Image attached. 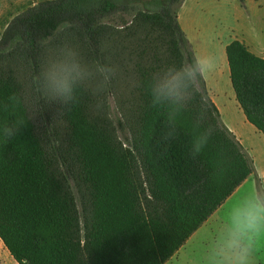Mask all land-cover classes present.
Returning a JSON list of instances; mask_svg holds the SVG:
<instances>
[{
	"label": "trees",
	"instance_id": "1",
	"mask_svg": "<svg viewBox=\"0 0 264 264\" xmlns=\"http://www.w3.org/2000/svg\"><path fill=\"white\" fill-rule=\"evenodd\" d=\"M183 1L42 0L5 25L0 239L18 264H165L255 174L205 79L189 78ZM64 39L95 73L68 106L37 88L49 46ZM226 55L236 100L264 136V58L239 40ZM99 66L115 69L107 83ZM175 84L195 92L185 108L166 98Z\"/></svg>",
	"mask_w": 264,
	"mask_h": 264
},
{
	"label": "rangeland",
	"instance_id": "2",
	"mask_svg": "<svg viewBox=\"0 0 264 264\" xmlns=\"http://www.w3.org/2000/svg\"><path fill=\"white\" fill-rule=\"evenodd\" d=\"M40 1L42 0H0V33L4 30L7 22L15 15ZM190 1L191 0H187V3H190ZM194 4L196 5L194 13L185 16V20L188 24H192L195 16H197V30L199 33H197L198 35L196 34L197 37L192 35L194 46H196L199 57H207L214 54L219 58L220 71L218 72V76L214 77L215 80H218L219 95L227 100L229 104L234 105L235 111H233V117L236 120V124L242 126L243 123L247 122H245L246 120L242 110L236 108L238 102L235 98L230 80L226 51H222V48L223 44L230 39L239 40L249 46L251 52L257 56L264 57V0H244V2L240 0H194ZM62 45H68L70 48L76 50L81 60L90 68L89 71L91 74L95 75L93 69L87 62L84 47L79 43L72 44L66 39L53 41L51 43L47 50L45 64L57 54L58 47ZM221 56L224 59V64L221 63ZM206 76L210 79L208 74ZM96 81L95 78L94 82ZM48 100L51 104L52 100L49 98ZM107 104L108 112L111 117H113L114 120L120 118V106L115 103L112 97L108 98ZM247 125L252 127L248 123ZM246 131L248 130L246 129ZM250 137L252 142L255 141L253 134L250 135ZM122 138H125V136H122ZM262 141L264 144V137H262ZM256 148L260 149V145L258 144ZM260 152L264 154L262 149H260ZM256 179L254 187H251L250 183L246 184L239 192L234 193L223 206H221L207 228H204L207 229V232L200 240L197 239L195 242L193 241L187 244L180 253L167 264H207L209 246L224 226L223 214L225 209L243 195L257 192L261 193V191L264 192L261 179L259 177H256ZM75 193L78 199L79 209L81 210L80 195L76 189ZM11 261H15L13 257H0V264H9ZM254 264H264V241L258 246V250L254 256Z\"/></svg>",
	"mask_w": 264,
	"mask_h": 264
},
{
	"label": "clouds",
	"instance_id": "3",
	"mask_svg": "<svg viewBox=\"0 0 264 264\" xmlns=\"http://www.w3.org/2000/svg\"><path fill=\"white\" fill-rule=\"evenodd\" d=\"M218 67L219 60L215 55L196 57L189 78H194L198 72L199 80L203 81L205 75L214 73ZM89 69L76 50L68 45L59 46L57 54L48 60L39 73L38 91L62 105L74 104L78 101L77 89L91 78ZM97 71L103 83H107L115 74V69L109 66H99ZM183 71L181 65L177 77L173 79H177ZM194 95L195 92L191 96L184 95L179 84H175L168 89L166 98L185 108ZM157 103L158 100L152 98V106L155 107ZM4 131L10 137L16 134L12 128H5ZM202 147L203 144H198L193 155ZM223 215L224 226L209 246L207 264H254L258 246L264 241V197L259 192L243 195L230 204Z\"/></svg>",
	"mask_w": 264,
	"mask_h": 264
},
{
	"label": "crops",
	"instance_id": "4",
	"mask_svg": "<svg viewBox=\"0 0 264 264\" xmlns=\"http://www.w3.org/2000/svg\"><path fill=\"white\" fill-rule=\"evenodd\" d=\"M195 8H196V5L194 4V0H191L190 3H187V0H185L184 3L181 6L180 11H179V22H180V25H181L183 31L187 35L189 41L191 42V44H192V46H193V48L195 50L196 57H199L198 53H197V50H196V46H194L195 44H194V41H193V38H192V35L197 37V35H198L197 33H199L198 30H197V16H195L194 22L192 24H188L187 21L185 20V16L186 15H192L194 13ZM232 41L233 40L230 39V40H228V42L223 44L222 51H224V50L226 51V47ZM248 48H249V46H248ZM220 58H221V63L224 64V59L222 58V56ZM262 58H264V57H262ZM227 62H228V60H227ZM219 71H220V69L218 67V69L214 73L208 74L210 79L207 78L206 75L204 76V79H205L206 84H207V88L209 90V93L211 95L212 100L214 101V103L216 104V106L218 107V109H219V111L221 113L223 122L236 135L238 140L242 143V145L248 151V153L252 157V159L254 161V165H255V174L251 175L235 191V193L239 192L241 190V188H243V186H245L248 183L251 184V187L252 186L254 187L255 186V180H257L256 177L257 178L259 177L261 179L263 187H264V154H262L260 152V149H262L264 151V144H263V141H262V137H264V136L252 124H250L246 120V117H245V120H246L245 122L250 124L252 127L247 125V123H243L242 126L236 124V120L233 117V111H235L234 105L229 104L227 100L223 99L219 95L220 94V90L218 88V80L214 79V77L218 76V72ZM221 105H223V106H221ZM236 108H238L239 110L241 109L239 104L237 105ZM244 128H246L248 131H246V129H244ZM249 134L250 135L253 134V137L255 138V141H253V142L251 141V137H250ZM258 144L260 145V149L256 148L258 146ZM253 178H254V180H253ZM217 212H215V214ZM215 214L201 228H199V230L197 232H195L189 238V240L185 243V245L183 247H181V249L170 260L175 258L187 244H190L193 241L195 242V240H197V239L200 240L203 237V235L207 232V229H204V228H207L208 224H210V222H211L212 218L215 216ZM0 257L1 258L2 257L3 258H11L12 257L10 255V253L8 252V250L6 249V247L4 246V244H3L1 239H0ZM167 263H165V264H167ZM9 264H18V263L16 261H11Z\"/></svg>",
	"mask_w": 264,
	"mask_h": 264
}]
</instances>
